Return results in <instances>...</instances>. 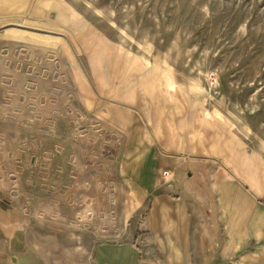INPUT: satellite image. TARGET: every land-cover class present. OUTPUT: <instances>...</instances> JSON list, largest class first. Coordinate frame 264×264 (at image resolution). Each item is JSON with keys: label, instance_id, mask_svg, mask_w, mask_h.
I'll return each mask as SVG.
<instances>
[{"label": "rangeland", "instance_id": "1", "mask_svg": "<svg viewBox=\"0 0 264 264\" xmlns=\"http://www.w3.org/2000/svg\"><path fill=\"white\" fill-rule=\"evenodd\" d=\"M32 6L37 14L22 10L17 20L0 21L6 137L42 139L66 117L77 140L104 157L186 156L199 163L188 176L176 172V181L187 196L197 190L204 217L209 175L231 178L240 169V185L250 188L255 177L264 196V0H30L26 9ZM112 107L132 114V134H117ZM125 136L137 140L133 147ZM117 138L129 143L116 148ZM213 227L201 236L202 256Z\"/></svg>", "mask_w": 264, "mask_h": 264}, {"label": "crops", "instance_id": "2", "mask_svg": "<svg viewBox=\"0 0 264 264\" xmlns=\"http://www.w3.org/2000/svg\"><path fill=\"white\" fill-rule=\"evenodd\" d=\"M29 2L0 0V21L37 14ZM111 109L117 134H132V114ZM72 123L61 117L29 141L21 132L6 137L0 123V264H264V196L255 177L250 189L240 185V169L231 178L209 175L204 217L197 190L187 196L175 177L199 162L129 151L104 157L77 140ZM125 137L133 147L137 140ZM208 226L217 232L205 234L202 256Z\"/></svg>", "mask_w": 264, "mask_h": 264}, {"label": "built area", "instance_id": "3", "mask_svg": "<svg viewBox=\"0 0 264 264\" xmlns=\"http://www.w3.org/2000/svg\"><path fill=\"white\" fill-rule=\"evenodd\" d=\"M162 175L167 177V176L170 175V173H169L168 171H163V172H162Z\"/></svg>", "mask_w": 264, "mask_h": 264}]
</instances>
